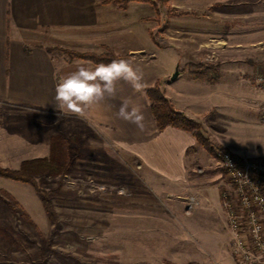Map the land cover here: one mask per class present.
<instances>
[{
  "label": "rangeland",
  "instance_id": "obj_1",
  "mask_svg": "<svg viewBox=\"0 0 264 264\" xmlns=\"http://www.w3.org/2000/svg\"><path fill=\"white\" fill-rule=\"evenodd\" d=\"M132 1L155 8V56L141 64L153 73L175 69L173 59L183 41L180 33L192 30L187 36L195 42L194 30L201 27L190 25L200 18L218 22L213 29L219 33L221 49L225 44L226 50L253 63L264 60V0H130L123 6L105 0L121 8ZM59 50L82 60L86 59L75 54L111 51L129 62L148 58L143 52L132 56L105 45L101 52ZM28 114L22 113V120L10 126L27 129L11 133L16 138H0L1 168L18 169L25 159L43 157L39 143L48 156L56 136H75L78 155L71 158L68 153L72 163L63 174L33 176L35 186L0 176V264H241L229 238L227 249L217 248L222 237L211 203L201 197L206 193L211 198L213 188L219 187L221 201V193L229 188L230 179L217 156L209 153L203 162L198 158L189 187L171 186L145 177L131 156L109 148L78 120V125L69 123L73 120L68 116L53 121V126L51 115L45 116L43 139L35 138L29 128L39 122ZM255 115L252 110V118ZM258 116L247 139H225L237 144L230 150L240 158L264 160V123L259 112ZM12 149L21 154L9 153ZM42 197L50 202V215Z\"/></svg>",
  "mask_w": 264,
  "mask_h": 264
},
{
  "label": "crops",
  "instance_id": "obj_2",
  "mask_svg": "<svg viewBox=\"0 0 264 264\" xmlns=\"http://www.w3.org/2000/svg\"><path fill=\"white\" fill-rule=\"evenodd\" d=\"M154 12L153 6L150 9L149 4L135 1L121 8L105 0H0V138L13 139L16 137L11 133L27 129V125L10 127L22 120V113H29L41 123L29 128L35 131L37 139H43L45 116L51 115L52 126L53 121L59 123L61 116H68L73 120L69 123H80L109 148L131 156L145 177L160 178L171 186L189 187L193 166L198 158L207 161L209 153L189 131L171 125L157 128L146 89L158 81L175 110L198 122L214 146L231 149L237 144L225 139H247L251 126L259 120L264 91L256 78L264 60L253 63L226 50L225 44L221 49L219 33L213 29L218 22L200 18L190 25L201 27L194 30L195 42L187 36L192 30L185 29V36L180 33L183 41L173 59L177 76L171 78L173 67L153 73L141 64L155 56L156 46L151 38ZM104 45L117 53L136 56L143 52L142 56H148L130 62L142 73L143 92H135L121 80L117 82L114 98L93 105L83 117L60 113L55 108V88L61 77L75 71L78 64H94L70 58L59 48L101 52ZM206 59L215 62L207 64ZM126 99L132 101L130 107L141 109L143 129L117 117ZM42 144L39 143L40 153L44 156ZM239 146L246 148L240 143ZM9 153L21 154L15 149ZM213 190L211 198L206 193L201 197L211 203L222 237L217 248L222 250L227 249V239L231 240L232 234L226 225L219 187Z\"/></svg>",
  "mask_w": 264,
  "mask_h": 264
},
{
  "label": "built area",
  "instance_id": "obj_3",
  "mask_svg": "<svg viewBox=\"0 0 264 264\" xmlns=\"http://www.w3.org/2000/svg\"><path fill=\"white\" fill-rule=\"evenodd\" d=\"M256 80L264 91V62ZM259 113L264 123V100ZM216 156L230 179L221 206L233 256L241 264H264V160L240 158L223 147L216 148Z\"/></svg>",
  "mask_w": 264,
  "mask_h": 264
},
{
  "label": "trees",
  "instance_id": "obj_4",
  "mask_svg": "<svg viewBox=\"0 0 264 264\" xmlns=\"http://www.w3.org/2000/svg\"><path fill=\"white\" fill-rule=\"evenodd\" d=\"M119 6L125 5L130 0H111ZM154 1V0H148ZM164 1V0H163ZM79 58L90 60L95 64L110 63L115 59H122L121 56H115L111 51H106L101 54H75ZM147 96L150 101V110L155 120L156 126L159 130L167 125L191 132L196 138L197 142L210 154L216 156V148L211 141L205 137L201 131L200 125L187 118L183 113L175 110L168 99H166L159 87L157 81L153 86L146 89ZM50 153L48 156L37 157L32 159H25L21 162L18 169H8L0 167V176L10 178L13 180L23 181L35 186L33 176L39 173L48 174H63L70 167L72 160L78 155L77 139L75 136L67 137L61 136L51 138ZM71 156L68 158L67 155ZM42 202L45 211L50 215V202L42 197Z\"/></svg>",
  "mask_w": 264,
  "mask_h": 264
},
{
  "label": "clouds",
  "instance_id": "obj_5",
  "mask_svg": "<svg viewBox=\"0 0 264 264\" xmlns=\"http://www.w3.org/2000/svg\"><path fill=\"white\" fill-rule=\"evenodd\" d=\"M125 81L137 93H142L145 85L142 73L125 59H115L110 63L78 64L75 71L61 77L55 88V108L62 114H76L83 117L93 105H98L117 92V82ZM132 101H123L117 117L143 129L144 115L137 106L130 107Z\"/></svg>",
  "mask_w": 264,
  "mask_h": 264
},
{
  "label": "water",
  "instance_id": "obj_6",
  "mask_svg": "<svg viewBox=\"0 0 264 264\" xmlns=\"http://www.w3.org/2000/svg\"><path fill=\"white\" fill-rule=\"evenodd\" d=\"M178 74V68L176 67L173 74L171 75V78L174 79Z\"/></svg>",
  "mask_w": 264,
  "mask_h": 264
}]
</instances>
